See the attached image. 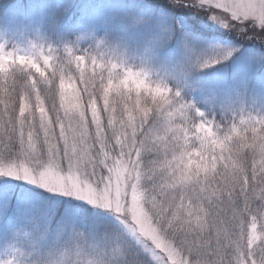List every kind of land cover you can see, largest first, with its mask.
<instances>
[{
  "label": "snow or ice",
  "instance_id": "obj_1",
  "mask_svg": "<svg viewBox=\"0 0 264 264\" xmlns=\"http://www.w3.org/2000/svg\"><path fill=\"white\" fill-rule=\"evenodd\" d=\"M197 3L264 44V0ZM150 21L134 5H106L92 19L74 0H54L31 23L56 46L22 53L0 44V177L110 210L147 257L129 260L107 221L89 216L77 227L66 208L50 248L27 264H264V115L209 120L118 58L117 46L129 43L160 54L171 38L165 28L134 40ZM85 37L92 43L81 47ZM9 217L13 235L39 228L34 210L5 190L0 220Z\"/></svg>",
  "mask_w": 264,
  "mask_h": 264
},
{
  "label": "rangeland",
  "instance_id": "obj_2",
  "mask_svg": "<svg viewBox=\"0 0 264 264\" xmlns=\"http://www.w3.org/2000/svg\"><path fill=\"white\" fill-rule=\"evenodd\" d=\"M155 1L158 2H156L157 7L153 4H137L138 7L141 6L137 10L150 14L151 21L136 31L134 40L142 41L160 27L165 28L171 34V38L156 56L135 43H129L126 46L118 45V58L122 56L127 65L134 69L141 68L149 73L151 79L166 84L173 91L178 90L186 101L199 109L209 120H213L216 110L223 111L227 118L232 114H239L241 110L257 116L264 115V63L255 64L250 59L252 56L264 55V51L258 50L259 47H264V44L256 38H245L244 34L237 35L235 31L211 19L216 12L208 7H201L197 0H192L187 6L184 3L172 4L169 0ZM53 2L54 0H0V44H4L7 48H16L22 53L30 51L33 43L38 46L41 44L56 46L55 35L43 38L31 23L45 5ZM111 2L108 5L118 7L131 5L126 4L127 0H111ZM104 7L91 6L76 10L77 14L83 10L89 18L97 19ZM169 8L187 13V16L183 14V17L179 19L196 18L195 20L203 26L225 33L234 41L230 43L218 38H204L183 31L182 27L175 25ZM103 35L104 31L100 29L97 36ZM68 39L74 40L75 37L70 36ZM237 40L247 42L249 46H243L239 42L234 43ZM90 43L92 41L87 37L79 41L81 47H86ZM229 52L231 55H228ZM213 60L218 62L209 67H200L201 63ZM14 188H19L22 192H16ZM27 188L51 195L54 197V202L46 205L45 197L32 194L27 196L25 192ZM5 190L15 193L26 206L34 210L39 228L38 230L21 228L13 235L7 226L14 222V217L0 220V261L15 259L18 264H27L28 261L46 252L52 245L57 222L63 217L66 208L75 210L72 220L77 227H81L85 218L89 216L107 221L114 231L122 235L123 241L129 248V260L147 258L135 238L108 209L45 192L22 180L0 177V192ZM61 201H64V204L59 213L55 206H60ZM74 205H76L75 208ZM78 205L90 208V214H82ZM84 230L87 231V228ZM137 251L140 252L139 256L131 255L132 252Z\"/></svg>",
  "mask_w": 264,
  "mask_h": 264
},
{
  "label": "trees",
  "instance_id": "obj_3",
  "mask_svg": "<svg viewBox=\"0 0 264 264\" xmlns=\"http://www.w3.org/2000/svg\"><path fill=\"white\" fill-rule=\"evenodd\" d=\"M39 1H44V0H39ZM47 1H50V0H47ZM157 1L155 0H127V3L126 4H131V5H134L136 8H141V6H137V4H142V3H145V4H153V6L157 7ZM74 3H75V6H76V9L77 10H80L84 7H93V6H106L108 5V3H112L111 0H74ZM91 5V6H90ZM164 6V5H162ZM161 9L165 10L164 7H161ZM193 10V9H191ZM169 11H170V14L173 16V21L175 23L176 26H180L182 27V30L183 31H187L191 34H194V35H197V36H200V37H204V38H215V39H220L222 41H228L230 43H232L234 41V39H232L230 36H228L227 34L225 33H220V32H217V31H213L211 30L210 28L208 27H205L203 26L199 21H196L195 19H189V18H186V20L183 19H179V18H182L183 17V14H185V16H187V13L185 12H181V10H178V9H174V10H171L169 8ZM179 21V23H178ZM236 42H239V44H243V46H249V43L247 42H242L241 40H237L235 41L234 43ZM258 50H261V51H264V47H259ZM259 51V52H261ZM227 118L226 114H224L223 111H218L216 110L215 113H214V118L213 120L217 121V122H221L223 119ZM11 184L15 185V183H12ZM17 187V186H16ZM16 190V192H22L19 188H14ZM27 192V196H30V194L34 195V196H42V197H45L46 198V205L47 204H52L54 202V197H52L51 195H47V194H44L42 191H39V190H35V189H32V188H27V190L25 191ZM62 203L60 204V206H55L57 208V212H61L62 208H63V202L64 201H61ZM79 208H80V211H82V214H85V215H88L90 214V208L84 206V205H78ZM76 207V205H74V208ZM50 209H53L52 207H50Z\"/></svg>",
  "mask_w": 264,
  "mask_h": 264
}]
</instances>
